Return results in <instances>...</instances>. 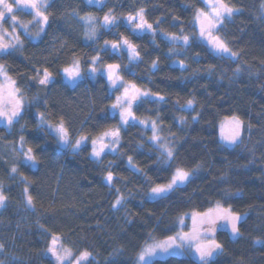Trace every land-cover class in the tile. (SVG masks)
<instances>
[{"label":"trees","instance_id":"trees-1","mask_svg":"<svg viewBox=\"0 0 264 264\" xmlns=\"http://www.w3.org/2000/svg\"><path fill=\"white\" fill-rule=\"evenodd\" d=\"M227 2L238 11L219 35L237 53L233 58L216 56L201 40L192 39L198 34L194 14L205 7L201 0H104L100 6L53 0L40 40L22 36V48L0 56V65L16 81L25 102L18 123L0 126V190L7 197L0 213L3 264H55L47 252L53 236L75 255L90 252L88 264H134L146 243L175 235L185 213L206 212L218 203L245 219L236 239L225 230L216 233L223 248L213 264H264V0ZM140 8L154 36L133 33L125 25ZM106 14L116 17V26H101ZM81 17L92 18V40ZM172 34L189 36L190 46L179 41L173 45L168 39ZM122 38L137 45L139 62L129 64L123 50L106 54L105 41L110 45ZM97 55L98 69L120 64L125 81L157 94L139 101L132 112L139 120L156 121L174 149L171 167L158 159L151 129L135 122L121 125L112 109L119 92L110 89L104 75L85 77L74 86L63 80L65 68L80 63L85 73ZM45 69L51 82L40 85ZM158 96L163 101L157 102ZM41 113L47 124L63 121L72 141L88 136L86 146L63 151L47 124L38 126ZM232 117L243 121L244 135L230 148L220 141L219 125ZM117 127L118 151L94 160L91 139ZM21 136L23 150L31 147L37 157L35 168L23 162ZM178 167L195 173L191 181L166 199L146 200L151 188L167 184ZM108 171L113 172L112 184L105 180ZM27 195L33 198L32 207ZM118 196L124 203L114 208ZM152 264L196 260L171 256Z\"/></svg>","mask_w":264,"mask_h":264},{"label":"snow or ice","instance_id":"snow-or-ice-1","mask_svg":"<svg viewBox=\"0 0 264 264\" xmlns=\"http://www.w3.org/2000/svg\"><path fill=\"white\" fill-rule=\"evenodd\" d=\"M89 4L93 3V0H87ZM99 3L100 0H97ZM205 5V8L197 9L194 14L193 27L198 25V34L192 38L194 40H203L206 42L209 51L221 58L227 54L230 57H236L237 53L232 52L227 43L221 38L219 33L224 28V22L230 21L231 18L237 13V9L231 6L227 0H201ZM48 5L45 0H0V56H10L13 52L23 47V40L17 34V28H22L24 33L28 36L32 34L28 31V23H23L16 13L18 11H28L32 14L33 19L39 25H41L39 32L35 33V37H39L41 32H44L43 25H47L49 21L48 15H46ZM86 18L81 17V20ZM92 18H88L89 31L86 33L88 39H93L96 34V29L91 23ZM11 22V31L4 28L5 22ZM116 17L106 14L103 18L104 28L109 26H116ZM127 23L132 25L133 33L150 32L154 36V29L152 24L148 23L145 19V10L140 8L135 15H129L127 17ZM170 42L175 45L178 41L184 46H190V37L187 35H175L172 34L168 37ZM8 42H5V41ZM14 41V42H13ZM109 42L105 41V45ZM126 51L128 54L129 64L137 63L140 60V53L137 50V45L129 41L127 38H122L120 41L111 42L110 48L106 47L104 51L114 55H120L121 51ZM99 55L92 57L91 63L96 65L100 62ZM180 67H185L183 61L180 62ZM120 64H108L106 66V75L110 89L119 90L123 88V94L116 97V102L112 105V109H119L121 125L132 126L133 122L140 125L149 126L152 131V136L149 138L153 145H156L160 150V157L158 159L161 163L171 167V161L174 159L175 153L172 147L168 146L166 141H163L159 136L158 126L156 121L139 120L132 112V106L134 102H147V98L150 94L147 91H142L137 87L135 83L125 81L121 75H119ZM152 68H157L156 61L152 62ZM97 71L104 74L103 69H97L93 67L91 73L93 78ZM66 78L70 83H75L81 78L78 63L70 70L64 69ZM0 76L3 77V82H0V121L6 122V126L9 128L18 123L22 118L24 110V99L21 89L17 86L16 81L13 80L5 69L4 65H0ZM40 85H46L51 82V73L45 69L43 72V78L39 79ZM164 97L158 96L157 102L163 101ZM193 101L189 100L187 106L191 108ZM195 119V117H193ZM184 124L186 121L183 117L179 121ZM47 124L44 119L43 113L40 114L39 127H43ZM232 128L228 135H223L222 140L226 141L227 146H235L241 142V133L244 127L243 121L239 117L231 118ZM250 127V125H249ZM47 128L53 136L56 137L58 143L67 147L70 144V133L65 127L63 121L58 125L47 124ZM21 140V152L24 158V163L28 167L35 168L38 161L31 147L27 151L23 150L24 137H20ZM88 136H81L80 139L75 141V144L71 145L73 151H79L82 147L86 146ZM108 141L107 143L105 141ZM120 144V128L117 127L114 130L104 131L97 138L91 139V156L94 160L99 161L102 154L105 153V149L110 152L118 151ZM128 164L132 166V157H128ZM139 171V170H137ZM12 172H17L15 167L12 168ZM195 173L193 171H187L182 168H176L171 175V178L167 184H157L152 187L148 196L150 199H166L168 194L179 189L181 186L189 183ZM108 184H112L114 180L113 172L108 171L105 177ZM27 193V188H25ZM119 191V190H117ZM7 197L0 191V207L4 206V202ZM27 205L33 206V198L31 195L26 197ZM124 203V197L118 196L113 207L122 205ZM185 217L192 220L193 228L191 233L177 232L175 235L168 236L164 241L153 243L141 251L136 259V264H152L153 257H159L160 259H166L169 256H183L185 253H189L197 257L196 264H213L215 256L222 251V244L217 242L215 232L217 230V222L223 221V227L231 229L232 236H239L240 230L238 223L241 220V216L231 210V208H224L219 203L216 208L209 209L206 212H193L191 214L185 213ZM180 224H184L182 218ZM204 228V231L200 229ZM259 243V242H258ZM3 245H0V249H3ZM47 252L51 254L55 259V264H85L88 261L91 253L88 251H82L79 255H75L71 249L64 248L62 251L58 248V238L53 236L50 246ZM0 264H3L0 261Z\"/></svg>","mask_w":264,"mask_h":264},{"label":"rangeland","instance_id":"rangeland-1","mask_svg":"<svg viewBox=\"0 0 264 264\" xmlns=\"http://www.w3.org/2000/svg\"><path fill=\"white\" fill-rule=\"evenodd\" d=\"M53 0H45V3L47 4V5H49L51 2H52ZM87 1V0H86ZM102 3H104V0H100V2L98 3L97 2V0H93V3H91V4H89V5H91V6H100V5H102ZM205 8V7H204ZM16 15L18 16V18L23 22V23H28L29 21H32V23H28V31H29V33H31L32 35L31 36H28V35H26L25 33H24V30L22 29V28H17V30H16V32H17V34H19V36H20V38L22 39V36H27L32 42H38L39 40H40V38H41V36L43 35V33L44 32H41L40 33V36L39 37H35V33H37V32H39V30H40V27H41V25H39V24H37L36 22H35V20L33 19V16H32V14H30V12H28V11H18L17 13H16ZM87 20V24H88V19H86ZM91 23H92V25H93V22H92V20H91ZM225 23V22H224ZM116 24H117V22H116ZM11 22L10 21H8V22H5L4 23V28H7L9 31H11ZM125 25H127V26H131L132 27V25H129L128 23H127V20L125 21ZM43 27H44V29H45V27H46V25H43ZM110 27H112V26H109V28ZM87 32L89 31V24L87 25ZM197 29H198V25H197ZM45 31V30H44ZM90 40H92V39H90ZM205 45H206V42L205 41H203V40H201ZM5 42H8L7 40L5 41ZM14 42V41H13ZM110 46H111V44L110 45H107V47H109L110 48ZM225 57H230V56H228L227 54H225ZM231 58V57H230ZM233 58V57H232ZM77 64V63H76ZM75 64V65H76ZM75 65H73L72 67H70V68H68V69H72ZM78 65H79V71H80V73H81V78L79 79V80H77L74 84L73 83H70L69 81H68V79L66 78V75H65V73H64V71H63V80L67 83V84H69V85H72V86H74V85H76L80 80H82V79H85V77H93V75H92V73H91V69L93 68V67H96L97 68V64L96 65H93L92 64V66H91V68L87 71V72H83V70H82V67H81V64L80 63H78ZM6 69V68H5ZM98 69V68H97ZM104 70V74H102V75H104L106 78H107V75H106V71H107V69L105 68V69H103ZM7 71V70H6ZM101 72L100 71H97V73L95 74V75H97V74H100ZM8 74V73H7ZM0 82H3V77L2 76H0ZM113 91H118L119 93H118V95L117 96H121L122 94H123V88H120L119 90H114V89H112ZM148 98H154V97H152L151 95L148 97ZM139 101H137V102H134L133 103V106H132V109H133V107H134V105H136L137 103H138ZM24 106H25V102H24ZM119 112H120V110L119 109H115V110H113V113L114 114H118V116H119V118H120V114H119ZM0 126H4V127H8V126H6V122H4V121H0ZM123 126H126V125H123ZM145 126V125H144ZM158 126V125H157ZM146 128H148V129H151L150 128V124H149V126H145ZM231 128H232V124H231V118H226V119H224V120H222V122L220 123V125H219V138H220V141H221V143L223 144V145H225L226 146V144H227V142L226 141H224V140H222V129H223V135H228L229 134V132L231 131ZM158 129H159V132H158V134H159V136L162 138V136H161V134H160V128H159V126H158ZM243 135H244V127H243V129H242V133H241V140H242V137H243ZM77 140V139H76ZM76 140H74V141H72V140H70V144L67 146V147H65V146H62V145H60V147H61V149L63 150V151H67V152H74L73 151V149H72V147H71V145H73V144H75V141ZM162 140L163 141H166L165 139H163L162 138ZM106 143L108 142L107 140L105 141ZM167 142V141H166ZM168 143V142H167ZM168 146L169 147H171L169 144H168ZM236 146V145H235ZM119 147V146H118ZM227 147H230V148H232V147H234V146H227ZM116 153V152H110V151H108L107 149H105V153L104 154H106V153ZM104 154H102V156L104 155ZM101 156V157H102ZM171 163V162H170ZM163 164V163H162ZM164 166H168V165H166V164H163ZM1 191V190H0ZM145 199L146 200H150V201H152V200H156V199H150L149 198V196L147 195L146 197H145ZM4 207H5V202H4V206L3 207H0V213H1V211L4 209ZM214 208H216V206L214 207ZM214 208H212V209H214ZM189 214H191V213H189ZM184 219V224L183 225H181L180 224V220L181 219ZM243 219H245V216H241V220H240V222L243 220ZM239 222V223H240ZM223 221H218L217 222V230H216V232H215V239H216V233L218 232V231H220V230H225V231H227V232H229L230 233V235H231V229H230V227H228V228H224L222 225H223ZM239 223H238V226H239ZM192 228H193V224H192V220L191 219H188V218H186L185 216H182L181 218H179V220H178V231L177 232H185V233H191V231H192ZM201 231H204V228H201L200 229ZM232 236V235H231ZM234 239H236V238H238L239 236H232ZM162 241H164V240H162ZM156 242H160V241H156V240H152V241H149L148 243H146L145 245H144V247L142 248V250L141 251H143V249L144 248H146L147 246H149V245H151V244H153V243H156ZM58 248L62 251L64 248H67V247H65V246H63V244H62V242L58 239ZM68 249V248H67ZM140 251V252H141ZM139 252V253H140ZM51 255V254H50ZM52 257V256H51ZM169 257H171V256H169ZM179 257H192V258H194L195 260H197V257L196 256H193V255H191V254H189V253H185V255H183V256H179ZM216 257V256H215ZM53 259H54V257H52ZM91 258H93V256L91 255L90 257H89V259H88V261H86L85 262V264H88V262L90 261V259ZM168 258V257H167ZM137 259V258H136ZM136 259H135V262H134V264H136ZM160 258L159 257H153L152 258V262H154L155 260H159ZM55 260V259H54Z\"/></svg>","mask_w":264,"mask_h":264}]
</instances>
